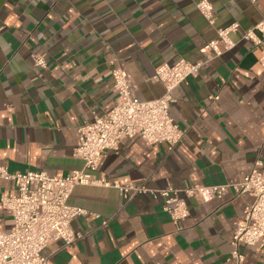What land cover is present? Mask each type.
I'll use <instances>...</instances> for the list:
<instances>
[{
    "label": "crops",
    "instance_id": "1",
    "mask_svg": "<svg viewBox=\"0 0 264 264\" xmlns=\"http://www.w3.org/2000/svg\"><path fill=\"white\" fill-rule=\"evenodd\" d=\"M0 0V168L66 177L81 170L78 129L117 101L112 70L126 73L135 94H164L151 81L162 64L203 60L218 29L240 24L237 46L208 63L174 92L171 116L185 131L173 149L126 138L106 153L97 176L110 186H78L69 204L99 217L78 216L74 244H51L53 264H234L232 240L253 195L226 194L209 203L188 200L189 216L176 225L164 200L150 193L126 199L114 183L150 190L238 183L264 163V67L244 31L264 17V0ZM40 55L46 67L34 65ZM0 179V199L17 195ZM0 206V231L13 227ZM107 223V224H106ZM244 264H264V244L242 247Z\"/></svg>",
    "mask_w": 264,
    "mask_h": 264
},
{
    "label": "built area",
    "instance_id": "2",
    "mask_svg": "<svg viewBox=\"0 0 264 264\" xmlns=\"http://www.w3.org/2000/svg\"><path fill=\"white\" fill-rule=\"evenodd\" d=\"M197 9L214 25L216 13L208 0H200ZM240 30L239 23L218 29L215 39L202 48L203 60L196 63L180 60L174 65L162 64L155 69L151 81L161 83L164 94L152 101H142L120 67L112 70L113 87L117 101L111 111L96 115L93 122L78 129L76 156L84 162L81 170L66 177L50 176L46 172L28 171L12 173L7 167L0 168V179L12 181L17 195L3 196L0 206L13 218L9 231H0V264H53L44 251L53 243L70 246L82 235L72 227L78 216L99 217L87 210L72 206L69 200L78 186H110L97 176L102 157L118 151L126 138L141 137L148 145L165 143L173 150L184 138L183 131L171 116L175 103V90L190 77L200 75L211 61L234 49L237 42L232 35ZM241 39L259 48V63L264 67V17L253 28L243 32ZM34 65L46 67L40 55L32 56ZM126 198L150 193L164 200V211L176 225L189 216L188 200L209 203L233 192L235 195L250 194L255 201L248 206L237 226L232 240L230 261L244 264L241 248L264 244V163L257 162L251 173L238 183L213 186H187L182 190L168 188L150 190L145 184L127 183L112 185ZM107 224V223H106Z\"/></svg>",
    "mask_w": 264,
    "mask_h": 264
}]
</instances>
